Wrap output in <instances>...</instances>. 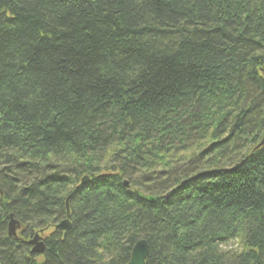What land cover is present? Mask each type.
Instances as JSON below:
<instances>
[{"label": "trees", "instance_id": "trees-1", "mask_svg": "<svg viewBox=\"0 0 264 264\" xmlns=\"http://www.w3.org/2000/svg\"><path fill=\"white\" fill-rule=\"evenodd\" d=\"M263 136L264 0H0V264H264Z\"/></svg>", "mask_w": 264, "mask_h": 264}, {"label": "water", "instance_id": "water-1", "mask_svg": "<svg viewBox=\"0 0 264 264\" xmlns=\"http://www.w3.org/2000/svg\"><path fill=\"white\" fill-rule=\"evenodd\" d=\"M264 142V138L261 142V144ZM238 167V165H235V167H233L232 169H236ZM86 178L84 177L82 179V181H84ZM125 184L127 185V183L125 182ZM136 195L145 200V201H149V202H153L157 199V197L152 196V195H147V194H142L141 192L135 191ZM66 216L67 218L65 220H63L62 222H60L58 224V228L63 229L65 232L64 234L69 230L70 228V223L68 221V217H69V210H68V205L66 202ZM15 226L18 227V222L15 220H10L9 224H8V234L10 235L11 233L14 232ZM37 235L34 237L33 240L30 241L31 244H33L32 247V252L35 253H41L43 250V246L44 244L42 242H38L37 241ZM148 254V246H147V242L145 240H139L135 243L132 252H131V256H130V260L127 264H144L145 258Z\"/></svg>", "mask_w": 264, "mask_h": 264}]
</instances>
